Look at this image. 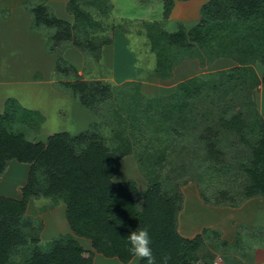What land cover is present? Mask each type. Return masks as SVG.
<instances>
[{"label":"trees","instance_id":"trees-1","mask_svg":"<svg viewBox=\"0 0 264 264\" xmlns=\"http://www.w3.org/2000/svg\"><path fill=\"white\" fill-rule=\"evenodd\" d=\"M37 2L28 13L32 30H52L46 33L48 53L73 46L98 60L102 46L112 41L110 0H67L72 22ZM172 6L173 0H163L164 17ZM200 16L190 27L179 23L173 31L164 29L160 19L137 21L153 53L149 75L168 79L186 58H198L204 66L228 57L236 65L180 80L168 95H148L141 92L143 76L120 83L82 78L74 64L57 55L54 68L61 79L56 88L69 92L96 120L75 134L58 131L45 140L29 139L14 128L20 122L36 130L41 113L14 98L6 100L0 112V176L10 159L29 168L20 198L0 194V264H92L95 252L128 262L133 256L126 236L139 226L149 230L157 264L165 255L168 264H216L213 254H198L208 242L227 262V254L249 252L252 258L256 246L264 248V226L239 224L231 241L221 238L217 228L203 227L193 237L178 231L184 199L180 184L188 179L195 181L202 201L213 206L237 207L264 197V120L253 104L255 88L264 87V0H207ZM256 64L263 66L262 77ZM134 66L138 74L135 56ZM235 97L240 98L238 109L229 107ZM227 146L238 151L227 157ZM185 150L193 152L185 156ZM126 154H133L148 181L141 191L132 178L112 181ZM225 174L230 179L220 180ZM169 178L173 182L165 189ZM237 181L242 183L238 191L229 185ZM39 196L64 203L71 230L45 247L25 214L29 199ZM76 236L89 239L92 250Z\"/></svg>","mask_w":264,"mask_h":264},{"label":"rangeland","instance_id":"rangeland-1","mask_svg":"<svg viewBox=\"0 0 264 264\" xmlns=\"http://www.w3.org/2000/svg\"><path fill=\"white\" fill-rule=\"evenodd\" d=\"M40 1L43 2L56 16L67 19L71 22L73 21V14L70 13L66 8L67 0ZM206 1L207 0H173V6L169 14L164 17L162 13L163 0H110L112 3V11L111 16L108 17V22L112 23L113 21L115 25L113 26L112 30L109 29V35L115 42L114 46H110L111 49L106 51L102 58H99L98 60L86 58L77 48L73 46L63 47L61 53L51 54L53 56H51V58H54L56 62V58L58 57L57 55H61L63 59L77 66L76 68L78 74H80L82 78L97 77L115 83V79L123 78L117 74L123 70V66L121 65L123 60H119L117 62L115 60V56L118 54L120 55L121 49L123 51L124 48H127L128 51L132 53L130 61L133 65L131 71L135 72L134 78L135 76L138 78V75L144 77L141 82V85L144 83V87H141V90H143L140 91H144L148 95H168L175 90L176 83L178 81L187 78L189 74H184L186 69H189L192 71L191 74L195 75V73L203 74L229 68L236 65L237 63L228 57H218L211 62L205 63L204 66H201L199 65L200 62L198 58H193L192 60L194 61L195 65V67H193L192 65L188 64L189 62H184L185 59H183L178 64V68H175L176 74L173 78L170 77L168 79H162L158 78L157 76L149 75L150 71L148 69L152 66L153 53H151L147 47L148 42L145 37L144 30H142V33L139 32L141 24L139 25L137 21L142 19H160L164 29L168 31L176 30L179 23H183L184 26L190 27L199 21L201 17L200 8ZM10 2H17V5L21 3L19 8H17L16 5L14 8H17L19 11L24 13L25 15L22 14L23 17L30 18V25L28 29L37 34L41 40H45L46 45V41L49 40L46 33L51 34L52 30L45 26H39L37 29V31L42 32L41 34L32 30V27L35 28L33 26V18L32 15L28 13L30 8L39 1L1 0V3H5L0 5V13L4 17H6L7 13L9 12L8 5H11ZM14 13H17V11ZM119 20L123 21L121 31L117 26ZM15 24L16 26H14V24L8 25L5 22H0L1 55H3V51H6L7 54H12L15 52L14 48L10 44L12 43V37L15 33L14 29L20 27V24ZM21 28L24 29L23 25ZM122 28L123 30L125 29L128 31L123 33ZM70 47H72L71 50L74 52H69V50L67 52L65 51ZM121 56H123V54ZM134 56L138 59V68L141 69L138 74H136V69L134 66ZM112 61L113 66L111 65ZM254 69L258 77H262L263 66L256 64L254 65ZM50 72L49 79L54 87H56L55 85L61 78L55 74L54 66L50 69ZM121 76H124V74H121ZM188 77H190V75ZM61 89H57L58 94H54L53 91L55 89L52 91V89L48 86L46 87V85H36V91L38 94H40L39 97L41 99H39L43 102V105H45V107H58L61 117L57 118L51 114V119L48 121V125L55 127H47L46 125V127L43 126L40 128V125H38L36 130H34L30 127L31 125L28 127L26 125L20 124V122H17L15 123L14 128H21L25 136L29 139L36 138V140H45L47 135L54 132L53 130H58L60 128L64 131L66 129H70L69 126H71V129L68 132L75 134L86 129L90 123L96 120V117L87 108L76 102L69 92ZM239 100L240 98L238 99V97L233 98V102L229 107H234L235 109L241 107ZM254 101V107H260V110L264 114V87L262 84H259L254 90ZM225 149L227 157H230L232 152L234 153L238 151L237 148L233 146H227ZM238 149H240V146ZM187 151L185 150L184 152L185 156L186 153L193 152V150L190 152ZM28 168V163L18 162L15 159H10L6 164L4 172L0 176V194L13 198H20L21 187L26 182ZM128 178H132L136 181L137 189L139 191L143 190L148 183L146 178L139 171L133 154H126L122 157L121 168H119L118 172L114 175L112 181L114 185H116L119 181ZM224 179L228 180L230 178L226 177L225 174L220 177V180ZM169 181L173 182L171 178H169L168 181H165V189H169ZM229 185L236 191L242 189V183L240 181H237L236 183L231 182ZM180 189L183 192L184 199L182 209L178 214V231L180 230L179 232L182 235L193 237L196 233L200 232L203 227H211L217 228L221 231V238L231 241L234 238L233 236H235V229L239 224L264 226L263 196H255L252 201H247V199L242 202L241 205H239L241 207L213 206L202 201L195 181H191L189 179L186 180L184 184H180ZM49 207H57L58 210H53V212H55L53 214H50L49 212L44 213V211ZM64 207V203L61 200L55 203L49 197L39 196L29 199L25 214L31 217L32 225L36 228L34 233L40 237V245H42V247H45V245L53 237L64 234L66 231L70 232L65 217ZM63 223L64 228L61 227V224ZM79 239H81L80 242L84 248L92 250L90 248L91 246L89 239L83 237H79ZM27 246H32V243ZM198 254L205 256L213 254L216 264H236L237 261L235 260H239L241 256H243L245 260L250 258L249 252L239 255L227 254V257H229L228 260L231 259L230 262H227V260L222 257L220 252H216L215 246L209 242L204 248L198 251ZM138 261L139 258L134 256L129 262H121L117 257H106L98 252H95L92 264H136Z\"/></svg>","mask_w":264,"mask_h":264},{"label":"crops","instance_id":"crops-1","mask_svg":"<svg viewBox=\"0 0 264 264\" xmlns=\"http://www.w3.org/2000/svg\"><path fill=\"white\" fill-rule=\"evenodd\" d=\"M16 3L17 2H10L11 5H8L9 12L7 13L6 17L1 15L0 13L1 23L5 22L8 25L14 24V26H16L15 23L20 24L19 28L14 29L15 33L12 37V43H10L12 47L14 48L15 52L12 54L11 53L7 54L6 51H3V55H1L0 53V112L3 111L6 100L8 98H14L17 100V102L22 107H25L28 109H34L41 113V115L43 116V120L40 123V128L43 126L46 127V125L47 127H55V126L48 125V121L51 119V114L57 118L61 117L58 107H45V105H43V102L40 100L41 99L39 97L40 94H38L36 91V85L43 84V85H46V87L47 86L50 87L52 91L55 89L53 93L58 94L57 92L58 88L54 87V85L49 79V74L51 73L50 69L55 65V60L54 58H51L52 55L47 52L45 48V40H41L37 36V34H35L34 32L28 29L30 25L29 23L30 18L28 17L26 18L22 16V14L24 13H22L21 11L17 9L19 8V6H21L20 5L21 3H19L18 5ZM1 4H5V3H1V0H0V5ZM15 5L17 6V8H14ZM15 11H17V13H14ZM20 12H21V15H20ZM22 25L24 29L21 28ZM114 42L115 41L112 40L110 43L104 44L102 46L100 58L103 57L106 51L111 49L112 45L114 46ZM44 48H45V51H44ZM71 48L72 47L67 48L65 51L66 52L68 50L69 52L73 51L71 50ZM122 54L123 56H121ZM131 56H132V53L129 52L127 48H124L123 51L121 49L120 55L118 54L117 56H115V60L117 62L119 60L120 61L123 60L121 64L123 66V70L117 73L120 77H123V78L115 79L114 80L115 83H119L124 80H130L134 78L135 72L131 71V68L133 66L130 61ZM192 59L193 58H186L184 62H189L188 64L195 67L194 61ZM113 61L111 63L112 66H113ZM175 68H178V65H176ZM175 68L173 69V74L171 78H173L174 75L176 74ZM191 72L192 71H190L189 69H186L184 74H189L190 76L194 75V74H191ZM121 74L122 75L124 74V76H121ZM141 87L142 88L144 87V83H142ZM40 101H41V104H40ZM256 109L258 110L259 114L262 116L264 120V114L260 110V107H256ZM69 127L71 129V126ZM70 129H66L64 131H70ZM53 131L58 132V131H63V130L59 128L58 130H53ZM121 159H120L119 168H121ZM253 198L254 197L249 198L247 201H252ZM53 210L57 211L58 209L57 207L56 208L49 207L47 210L44 211V213L49 212L50 214H53L55 213L53 212ZM61 227L64 228V223L61 224ZM67 232L68 231H66L65 233ZM183 236H186V235H183ZM186 237H189V236H186ZM76 238H78V240L81 241V239H79L78 236H76ZM90 248L92 249V247ZM253 250H254L253 255H252L253 259L250 257L248 260H245L243 256H241L239 260H237L236 264H264V248L262 246H256Z\"/></svg>","mask_w":264,"mask_h":264},{"label":"clouds","instance_id":"clouds-1","mask_svg":"<svg viewBox=\"0 0 264 264\" xmlns=\"http://www.w3.org/2000/svg\"><path fill=\"white\" fill-rule=\"evenodd\" d=\"M126 239L129 244L128 251L132 256H135L143 261L146 264H157L156 257L153 254L151 248V237L149 230L146 227H137L134 230H131ZM170 259L169 255H165L162 258L161 264H168Z\"/></svg>","mask_w":264,"mask_h":264}]
</instances>
